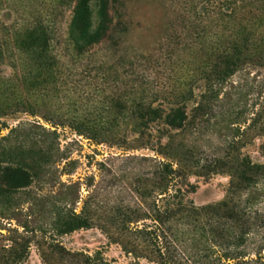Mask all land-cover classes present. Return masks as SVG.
<instances>
[{"label":"trees","instance_id":"16d2710c","mask_svg":"<svg viewBox=\"0 0 264 264\" xmlns=\"http://www.w3.org/2000/svg\"><path fill=\"white\" fill-rule=\"evenodd\" d=\"M141 3L158 4L165 16L164 55L143 63L145 54L134 49L141 32L134 31L152 26L133 25L127 0H0V67L11 71L0 72V122L25 113L54 128L45 132L51 136L69 128L96 144L151 152L127 156L125 195L92 191L79 213L57 210L56 235L97 228L146 264H264V94L257 90L252 107H258L247 117L239 106L251 91L233 80L264 71V0ZM3 12L15 19L5 20ZM212 118L220 153L206 162L191 137ZM28 131L17 138H34ZM254 139L261 141V162L241 152ZM36 143L0 145V196L30 187L50 163ZM24 156L37 159L28 163ZM216 174L228 177L224 197L195 205L190 177ZM28 245L2 248L0 264H22ZM48 248L38 250L44 264H111L56 240Z\"/></svg>","mask_w":264,"mask_h":264},{"label":"rangeland","instance_id":"374dc122","mask_svg":"<svg viewBox=\"0 0 264 264\" xmlns=\"http://www.w3.org/2000/svg\"><path fill=\"white\" fill-rule=\"evenodd\" d=\"M126 6V12L131 15L133 25L138 24L148 28L150 24L152 26L146 32L140 29L134 31L135 37L141 32V42L134 49L137 54L140 52L145 54L142 63L148 61L150 57L153 59L163 56L166 47L159 43V38L165 36L163 30L165 16L161 7L158 4L141 3V0H127ZM2 14L5 20L15 19V16L8 12ZM70 15L69 11L64 13L60 19L59 30L65 31ZM69 50L70 53L75 54L71 47ZM85 56L86 54L79 56L78 61L83 62L77 65L79 68L85 66ZM92 65L91 67L95 68L93 63ZM0 72L8 75L11 71L0 67ZM158 75L160 80L164 79L163 69L159 70ZM233 80L244 86L243 90L251 91V96L246 100L247 104L239 106L246 109V115L249 117L258 107L256 106L255 109L252 107L257 90L261 88L264 94V71L253 70L249 75L239 74ZM2 122L6 128L0 125L2 129L0 136L9 134L6 141H0L2 148L16 147L19 143L28 147L35 138L37 141L35 148L40 149L50 163L43 164L39 178L30 187L7 196H0V250L7 247L19 248L18 244L28 241V258L22 264H44L38 255V250H49L48 242L56 240L68 251L83 252L88 255L99 253L111 264H146L145 261L137 262L126 256L118 245L110 243L97 228L81 229L60 236L56 235L53 223L57 210L75 208V212L79 213L81 199L92 191H102L104 198L105 196L111 198L118 192L125 195L127 181L123 176L132 166L127 162V156L151 155V152L144 150L127 152L116 147L96 144L76 135L69 128L58 127L57 135L51 136L46 133H50L54 128L41 118L31 117L25 113L5 118L0 123ZM214 122L215 119L212 118L208 125L200 128L198 133L191 137L199 144V156L206 162H211L220 153L214 140L221 132H218V127L213 126ZM33 124L36 127L30 126ZM14 128H17V131L10 132ZM23 130H29L34 138L28 141H24L22 137L17 138V133ZM260 143V140L254 139L241 152L247 154L253 161L261 162L263 159L259 152ZM34 159L37 158L25 156L23 158L28 163ZM189 181L194 186V192L189 197L197 206L220 201L228 185V177L220 174L208 177L193 176ZM22 226L26 227V231ZM254 248V243L251 242L249 249Z\"/></svg>","mask_w":264,"mask_h":264}]
</instances>
